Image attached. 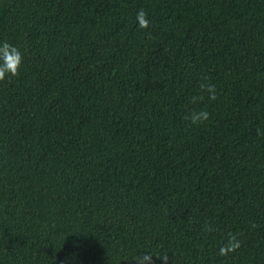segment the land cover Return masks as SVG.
Wrapping results in <instances>:
<instances>
[{"label": "trees", "instance_id": "1", "mask_svg": "<svg viewBox=\"0 0 264 264\" xmlns=\"http://www.w3.org/2000/svg\"><path fill=\"white\" fill-rule=\"evenodd\" d=\"M3 40L0 264H264V0H0Z\"/></svg>", "mask_w": 264, "mask_h": 264}, {"label": "clouds", "instance_id": "2", "mask_svg": "<svg viewBox=\"0 0 264 264\" xmlns=\"http://www.w3.org/2000/svg\"><path fill=\"white\" fill-rule=\"evenodd\" d=\"M137 24L140 29L147 30L150 27V20L148 19V13L144 9H140L137 12ZM150 35V33H149ZM23 65V54L20 49L10 43L7 40L0 41V82L6 80V78L18 77L20 74L21 67ZM207 95L209 100L217 99L216 85L209 81V78H203L199 85V94L191 98L190 103L196 104L204 99ZM184 119L189 121L193 125H200L207 122L210 119V113L206 110H195L193 109ZM259 134V130H258ZM213 229L210 226H206L205 231L211 232ZM241 247V242L236 238L235 235L229 234L227 243L221 247L219 254L227 255L229 252H235ZM135 254L131 260L135 264H151L152 257H156L163 261V264H168L169 255L167 253L157 254L153 256L152 253L147 252Z\"/></svg>", "mask_w": 264, "mask_h": 264}]
</instances>
